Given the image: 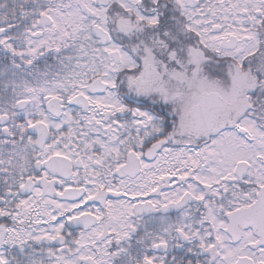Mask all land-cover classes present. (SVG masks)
<instances>
[{
    "label": "snow or ice",
    "instance_id": "1",
    "mask_svg": "<svg viewBox=\"0 0 264 264\" xmlns=\"http://www.w3.org/2000/svg\"><path fill=\"white\" fill-rule=\"evenodd\" d=\"M0 264H264V0H0Z\"/></svg>",
    "mask_w": 264,
    "mask_h": 264
}]
</instances>
